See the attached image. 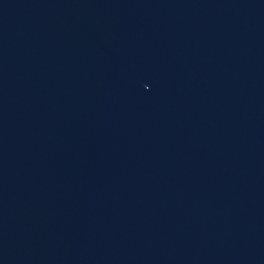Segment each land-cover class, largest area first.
Here are the masks:
<instances>
[{
    "label": "water",
    "instance_id": "1",
    "mask_svg": "<svg viewBox=\"0 0 264 264\" xmlns=\"http://www.w3.org/2000/svg\"><path fill=\"white\" fill-rule=\"evenodd\" d=\"M0 264H264V0H0Z\"/></svg>",
    "mask_w": 264,
    "mask_h": 264
}]
</instances>
